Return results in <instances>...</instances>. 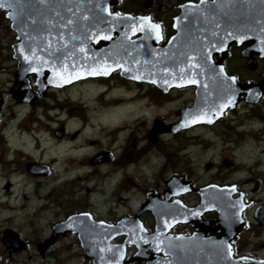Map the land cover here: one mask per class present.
Segmentation results:
<instances>
[{"label": "flooded vegetation", "instance_id": "obj_1", "mask_svg": "<svg viewBox=\"0 0 264 264\" xmlns=\"http://www.w3.org/2000/svg\"><path fill=\"white\" fill-rule=\"evenodd\" d=\"M200 1L204 0H99V6L102 7L100 2L108 3L109 15L146 18L154 32L152 39L157 40V45L164 46L178 33L185 40L191 39L190 36L197 31L195 25L200 17ZM205 1H214L215 6L216 0ZM227 1L229 4L230 0ZM236 1L245 7L252 0ZM258 6L264 10V4L251 7ZM222 17L231 18L228 14ZM238 17L243 18L247 25L249 17L254 19L248 11L240 12ZM152 25H159V28L154 29ZM139 36L140 33H136L130 39L135 41ZM223 36L222 40L226 38L225 42L232 43L214 49L209 59L220 63L223 71L233 76L237 83L260 81L264 59L253 53L255 67H248L245 56L247 38L232 40L231 32L226 29ZM98 40H90L91 45L95 47L104 43L102 38ZM87 42L88 39L71 41L70 38L69 45L74 43L79 49L86 47ZM242 71L256 77L241 76ZM29 72L25 76L26 93L22 91V79L17 70L13 71L14 78L10 84H0V219L7 217L1 210L5 204H10L14 194L16 204L10 210L19 213V222H31V226L26 225L30 229H26V233L31 237L22 232L23 223H19V229L15 230L24 247L10 254L3 245L2 254L13 259L32 247L34 258L38 259L35 264H62L65 255L71 254L73 243L79 246L76 234L61 230L48 246L43 248L40 243L53 233V227L71 219L72 215H78L80 220L113 223L117 227L114 233L116 243L123 242L126 234L134 231L131 225L135 224V219L151 232L155 218L160 215L161 231L158 234L156 228L155 232L144 237L142 256L167 258L168 251L192 247L201 252V264L264 262V211L261 215L260 211L256 213L264 205L261 196L264 176L251 169L241 170L245 166L223 156L218 164L205 163L204 169L210 176L209 180L200 183L196 170L191 169L192 159L190 162L188 156L189 149H194L201 141L197 134L191 132L200 128H210L230 147L232 144L239 146L245 136H251L247 130L240 132L236 128L244 124L249 114L240 107L249 105L253 108L264 93L255 103H249L244 100L245 95L240 94L239 101L224 110L213 123L195 124L187 113L195 104V85L164 91L150 81L124 77L120 69H115L108 75H88L55 87L50 83L47 85L44 77ZM115 79L118 81L114 82ZM77 86L85 92L91 91L89 101L84 99L86 105L83 109H91L98 102L100 110L98 114L76 116L79 126L72 128L71 123H77L75 116H50L49 112L63 104L56 100L54 90ZM129 91L134 93L127 95ZM183 94H187L186 98L182 97ZM167 104L171 105L168 108L170 112L146 118L145 113L149 110L145 106L161 109ZM104 105L114 107V113H122L123 119L120 118L116 124H103L101 110ZM147 121L144 130L141 125ZM153 121L157 130L154 135L151 133ZM119 123H124L123 128ZM231 123L236 124L231 126ZM165 135L171 136L173 142L162 143ZM182 151L183 159L189 160L186 166H178L173 160V156ZM242 172L244 176L240 174ZM205 186L224 194L226 218L233 215L234 223L231 219L220 221L219 211L214 206H200L201 196L196 189ZM119 222L128 224L120 227ZM124 249L130 256L138 252V246L131 241ZM210 249L217 252L211 261L203 254ZM27 257L31 259V256ZM19 263L22 262L18 260ZM131 263L147 264V261Z\"/></svg>", "mask_w": 264, "mask_h": 264}, {"label": "water", "instance_id": "obj_2", "mask_svg": "<svg viewBox=\"0 0 264 264\" xmlns=\"http://www.w3.org/2000/svg\"><path fill=\"white\" fill-rule=\"evenodd\" d=\"M0 2L4 3V7L0 8V11H6L5 16L10 20V27L15 30L18 39L19 37L40 36L36 44L22 40L12 44L13 57L18 60V70L24 71L25 65H27V63H23L26 60L22 56L21 50L25 51V57L31 55L29 59L35 57L36 53H46L50 57L48 62L53 64L55 59L51 58H54V40L68 45L70 38L71 40L81 38L83 41L88 39L86 47L81 48L83 51L81 49L75 52L71 50V57L59 59L54 65L50 66L51 69L49 75L47 74V78L52 84L63 85L77 78L85 77L94 71L102 73L107 70L109 74L115 69H120L122 76L131 79L138 76L140 79L136 80L150 81L164 91L172 87L195 85V104L187 110V113L192 117V121H198L196 124L213 123L222 116L224 110L233 107L239 101L238 96L240 94H245V100L256 102L263 93L264 73L263 78L257 83H237L235 79H232L233 76H228L223 71L220 63L212 62L209 57L214 49L218 50L222 46L225 47L232 43L231 41L225 42L230 39L227 35L225 36L228 39L223 38L222 40L226 29L227 32H231L232 40L238 39L239 34L247 38L248 46L246 47L247 53L245 56L248 58L249 68L255 67L252 58L253 53H257L264 58V27L263 31L262 29L257 31L261 34L259 44H253L252 28L244 25L243 18L240 20L235 18L240 12L249 11L261 21L263 20L264 24V17L262 19L261 16L264 15V10H261L260 6L258 8L251 7L264 4V0H252L249 3L247 2L244 8L236 0H230L229 4L227 0H216L215 6L214 1H200L198 4L200 17L196 19L195 25L197 31L194 34L191 33V39L185 40L178 33L164 46L157 45V40L152 39L154 32L151 29V23L146 18L130 17L126 14L109 15L107 13L108 3L100 2V5L103 6L101 14L104 15L101 18L99 13L98 17L96 16L98 7L94 0H37L34 6L30 3V0H0ZM21 12H23V15H21ZM40 13L55 14V17H51V19L59 22L60 26L56 27L59 33H56L55 27L51 31V28L42 29L29 26L30 23L28 22L35 21ZM223 14L225 16L227 14L231 15V18H223ZM88 24L90 27H86ZM223 26H225V29H223ZM46 30H48V33H44ZM76 30L83 31V33L77 37ZM136 33H140L139 39L131 40L130 37ZM115 34H117L116 37H114ZM105 36L111 37V39H104ZM100 37L104 40V43L93 47L90 40L97 42L98 39H101ZM36 47H43L45 51L38 48L36 50ZM37 67H40V63H36L34 68L31 69ZM73 70L74 72L70 76ZM191 80L198 81V83H190ZM213 94L217 95V98H213L215 96ZM225 105L227 106L225 107ZM155 126L156 122L153 121L151 132L153 135L157 131ZM196 191L201 196L200 206H214L219 211V220L227 219L228 214L223 209L225 201L222 192L208 187ZM233 204L235 205V203ZM263 209H258L256 213ZM228 219H231L233 223L235 222L234 216ZM160 221L158 220L156 224L158 234L161 231ZM90 222V220L74 219L71 216V219L53 227V233L40 245L43 248L48 246L59 231H67L68 229L78 234L81 245L88 249L85 255L94 257L92 259L93 264H127L134 259L137 261L145 260L147 264H201V252L192 247L169 252L170 257L165 262L164 259L161 262L154 260L156 258L151 256L148 258L142 256L144 254H142L141 245L146 238L144 239V236L140 235L137 228V238L133 241L138 246V252L131 259L124 260L125 252H123V249H113L110 252L106 251L109 248L108 245L96 244L97 240L98 242L100 240V235L105 237L106 241L113 236L112 226L106 223L95 224ZM125 224H128V222L123 223V225ZM1 241L9 253L21 250L24 247L23 241L19 239L17 232L11 228L3 230ZM203 254H206L209 259V257L214 258L217 252L210 249L203 252ZM225 260L227 263L226 258Z\"/></svg>", "mask_w": 264, "mask_h": 264}, {"label": "rangeland", "instance_id": "obj_3", "mask_svg": "<svg viewBox=\"0 0 264 264\" xmlns=\"http://www.w3.org/2000/svg\"><path fill=\"white\" fill-rule=\"evenodd\" d=\"M15 41V33L9 27L8 20H6L2 13H0V84H10V81L13 80V71L16 70V60L11 56V43ZM240 41V40H239ZM241 76L251 78L254 77V74L245 73L244 71L240 72ZM256 77V76H255ZM114 82L118 81V79L113 80ZM113 82V83H114ZM118 84H126L123 82H118ZM2 87H0V90ZM119 91L122 90L121 87L118 88ZM91 91L89 89L85 92L83 89L79 88H66L62 90H54L56 100L62 102L63 104L60 107H55L53 111L49 112V115L52 116H61L67 117L68 115L75 116L74 121L76 124H72V128L78 127L79 120L76 116L82 117L84 114L87 116L90 114L97 113L100 110L98 102H93L94 107L91 109H83L85 108L86 101H89V96ZM134 92L129 91L127 95H131ZM143 94V93H142ZM143 96V95H142ZM187 94H183V98H186ZM86 101H85V100ZM91 99V97H90ZM146 99V98H145ZM144 99V100H145ZM143 101V100H142ZM152 103V101H150ZM147 103V102H146ZM149 105V103H147ZM146 104V105H147ZM108 105V104H107ZM91 106V105H90ZM171 105L167 104L161 109L156 107H148L145 106L148 112L145 113L146 118L152 119L154 116L165 114V112H170L168 109ZM174 106V105H173ZM167 109V110H166ZM71 110L69 114L68 111ZM240 110H245L249 114L246 116V120H244V124L236 127L243 132L247 130V133L251 134V136H245L243 140L240 141L239 146L234 147L233 144L230 147L227 144H224V141L219 137H216L214 131L209 129L204 130L200 128L194 132L197 134V137L201 138V141L198 146L190 148V153L188 154L190 158V162L192 159L191 169L196 170L198 174L197 180L200 183H203L209 180L210 173L204 169V165L206 162H212L218 164L221 161L223 156H228L231 160L235 162L237 165L245 166L240 168L241 170L251 169L253 172L260 173L264 176V134L259 135L258 133H264V97L257 103L253 108H250L249 105L241 106ZM102 114H104L103 124H116L121 119H123L122 113H114L115 108L112 106H103L101 110ZM124 123H119V127L123 128ZM146 123H143L141 126L145 130ZM236 123H231V126ZM140 126V127H141ZM220 127H217L219 129ZM129 131V128H128ZM188 138V136H186ZM168 141L169 143L173 142L171 136L165 135L162 137V143ZM182 152H179L177 156H173V160L177 162L178 166H186L189 160L183 159ZM154 156V154H153ZM241 175H245L244 172L240 173ZM12 194L10 199V204H5L4 208L1 210V213L7 216L5 219H0V231L5 227H11L14 230L19 229V223H23L22 232L26 237H31L28 233H26V229H29L27 226H31V222H19V213L16 210H10L15 207L16 201ZM261 196L264 198V190ZM139 198V196H138ZM26 223V224H25ZM27 225V226H26ZM30 230V229H29ZM1 235V234H0ZM74 240V238H72ZM3 245L0 244V264H17L19 260V264H35V261L38 259L34 258L35 253L32 252V247H29V251L26 253H22L13 257V259H9L7 255L2 254ZM27 256H31V259H28ZM68 256V258H67ZM12 260L16 262H12ZM62 264H91L89 258H85L83 255V249L77 244L72 245L71 254L65 255V260ZM138 264V263H132Z\"/></svg>", "mask_w": 264, "mask_h": 264}, {"label": "bare ground", "instance_id": "obj_4", "mask_svg": "<svg viewBox=\"0 0 264 264\" xmlns=\"http://www.w3.org/2000/svg\"><path fill=\"white\" fill-rule=\"evenodd\" d=\"M30 3H32L33 4V6L35 5V3H37V0H30ZM29 3V4H30ZM248 14L250 15V16H253V14H251L249 11H248ZM21 15H23V12H21ZM239 16V15H238ZM236 17L237 19H239V17ZM257 17L254 15V19H250V17L248 18V20H249V22H248V25L247 24H244L245 26H249V27H251L252 28V31H251V37H252V43L253 44H259V40L261 39V34L259 33V32H257L259 29H262V31H263V27H264V24H263V20L261 21V19H259V18H257ZM240 20V19H239ZM56 30V33H59V31H58V29L56 28L55 29ZM80 32H82L83 33V31H79V30H76L75 31V34H77V33H80ZM76 46V45H75Z\"/></svg>", "mask_w": 264, "mask_h": 264}, {"label": "snow or ice", "instance_id": "obj_5", "mask_svg": "<svg viewBox=\"0 0 264 264\" xmlns=\"http://www.w3.org/2000/svg\"><path fill=\"white\" fill-rule=\"evenodd\" d=\"M4 7V3H2V2H0V8H3ZM9 15H11V13H9ZM152 27L154 28V29H158L159 28V25H152ZM104 39H111V37H108V36H105V37H103ZM81 51H83V49H81ZM90 74H92V75H99V74H104V75H107L108 74V71L107 70H105V71H103L102 73L101 72H96V71H94V72H92V73H90ZM135 79H140V77H134ZM233 80L235 79L234 77L232 78ZM190 83H198V81H195V80H191V81H189ZM205 87H206V85H205ZM231 102V101H230ZM227 105H225V107H226ZM196 122H198V121H196V120H193L192 121V123H196ZM209 122H211L210 120H209ZM185 126H187V124H185ZM233 190H235V186H233ZM85 215H87V214H85ZM241 259H247V257H242ZM262 264H264V262H262Z\"/></svg>", "mask_w": 264, "mask_h": 264}]
</instances>
